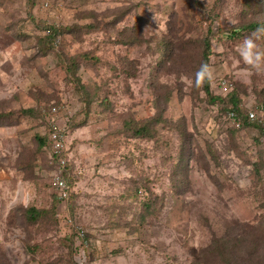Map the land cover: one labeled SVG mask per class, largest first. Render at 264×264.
Returning a JSON list of instances; mask_svg holds the SVG:
<instances>
[{
    "label": "rangeland",
    "instance_id": "1",
    "mask_svg": "<svg viewBox=\"0 0 264 264\" xmlns=\"http://www.w3.org/2000/svg\"><path fill=\"white\" fill-rule=\"evenodd\" d=\"M257 29L264 0H0V264H264Z\"/></svg>",
    "mask_w": 264,
    "mask_h": 264
},
{
    "label": "trees",
    "instance_id": "2",
    "mask_svg": "<svg viewBox=\"0 0 264 264\" xmlns=\"http://www.w3.org/2000/svg\"><path fill=\"white\" fill-rule=\"evenodd\" d=\"M42 23L40 25L44 26L47 30H46V36L42 38H40V40L42 42H45L47 45H52L54 46V42L57 38L58 35L63 33V30L61 29V27L56 26V25H46L44 21H41ZM254 25H250L249 27H253ZM210 33V32H209ZM233 34H237V32H235V30H232L231 32V36ZM203 53H202V57H203V63L202 65H206L208 68L209 65V60H210V55H211V48H212V43H211V37L210 34L204 36L203 39ZM202 80L204 82V89L206 90L208 95H211V90H210V84H211V79L209 78L208 74L204 77H202ZM84 90V88H83ZM212 101H216L217 99L222 100L221 97L219 96H211ZM230 101L233 105L232 107V113L235 114L236 118L239 117L238 116V112H239V98L237 95L232 94V96L230 97ZM28 111L29 113H34V111L32 109L29 110H25ZM238 111V112H237ZM235 124H237L236 122H234ZM262 129V128H261ZM145 129H139L136 131L137 135H141V136H145L146 133H143ZM260 132L264 135V128L263 130H260ZM147 136V135H146ZM37 139L39 140V143L41 146H44L47 144V139L37 135ZM51 139V138H50ZM50 142V141H49ZM56 155V154H54ZM56 157H59L60 159V155H56ZM58 159V160H59ZM60 198V197H59ZM31 211V212H30ZM29 212V216L31 219L33 220H37L38 219V215L42 214L40 213L36 208L32 207L30 208ZM236 241V239H234ZM237 244H234V246L231 245H226L225 243H223L221 247L218 248H214V253L216 256H218L224 264H240V262L242 261V254H241V250H237L235 251L233 248L237 247ZM238 249H240V247H237Z\"/></svg>",
    "mask_w": 264,
    "mask_h": 264
},
{
    "label": "clouds",
    "instance_id": "3",
    "mask_svg": "<svg viewBox=\"0 0 264 264\" xmlns=\"http://www.w3.org/2000/svg\"><path fill=\"white\" fill-rule=\"evenodd\" d=\"M257 33H264V29H257ZM257 33H254L253 36L245 38L242 42L240 51L245 63L259 70L262 67V62H264V54L257 50V45L255 43V40L259 39V35H257ZM207 73V66L202 65L201 70L197 73L198 82L201 77L206 76Z\"/></svg>",
    "mask_w": 264,
    "mask_h": 264
},
{
    "label": "built area",
    "instance_id": "4",
    "mask_svg": "<svg viewBox=\"0 0 264 264\" xmlns=\"http://www.w3.org/2000/svg\"><path fill=\"white\" fill-rule=\"evenodd\" d=\"M231 118L234 120V122L237 123V125H239L240 123L237 122V118L235 116L234 113H230ZM250 116L251 118L255 117V113L250 111ZM51 141L53 142V150L55 152V154H60L65 147L64 144V138L62 137V135L59 133V131L53 129V131L51 132ZM66 161L64 160V158H62L61 160V164H65ZM56 183H57V188L59 189L58 195L61 199L63 198H67V195L69 194V186L67 185L66 181L58 176L56 179Z\"/></svg>",
    "mask_w": 264,
    "mask_h": 264
}]
</instances>
